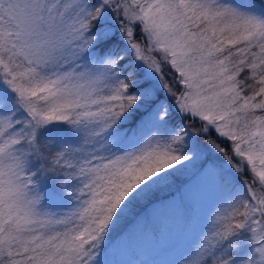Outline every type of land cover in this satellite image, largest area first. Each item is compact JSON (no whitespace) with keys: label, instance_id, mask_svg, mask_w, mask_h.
I'll use <instances>...</instances> for the list:
<instances>
[{"label":"snow or ice","instance_id":"6c2138e0","mask_svg":"<svg viewBox=\"0 0 264 264\" xmlns=\"http://www.w3.org/2000/svg\"><path fill=\"white\" fill-rule=\"evenodd\" d=\"M193 183L173 264H264V0H0V264H120Z\"/></svg>","mask_w":264,"mask_h":264},{"label":"rangeland","instance_id":"374dc122","mask_svg":"<svg viewBox=\"0 0 264 264\" xmlns=\"http://www.w3.org/2000/svg\"><path fill=\"white\" fill-rule=\"evenodd\" d=\"M225 195L193 183L192 190L187 195L196 210L191 224L185 225L181 222L174 211H165L157 217L154 224L156 229L162 230V239L156 240L150 234L138 231L133 235L137 243L131 242L130 239L121 245L117 253H120L119 256L125 255L131 250L129 247L131 243L132 247L137 248V252L133 254L134 258H140L143 262L148 261L144 264H173L178 256L195 250L202 237L214 228L217 215L227 211L228 206L222 199ZM58 210H65L63 204ZM128 255L131 259L129 252ZM119 256L116 258L124 261Z\"/></svg>","mask_w":264,"mask_h":264},{"label":"trees","instance_id":"16d2710c","mask_svg":"<svg viewBox=\"0 0 264 264\" xmlns=\"http://www.w3.org/2000/svg\"><path fill=\"white\" fill-rule=\"evenodd\" d=\"M62 204H63V206L65 207V210L64 211H66V210H68V209H70L71 207H73L74 206V204H69L68 202H62ZM134 237H132L131 238V242H133V243H137V241L135 240V238L133 239ZM133 240H135V241H133ZM129 246V245H128ZM129 247H131V250L130 251H127L126 252V254L125 255H122V256H119V252L118 253H116V256L118 255L119 257H121L124 261H122V260H118L117 258H116V256H115V259L117 260V261H119V262H122V263H125V264H144V263H148V261H145V262H143V261H141L142 259H140V258H134L135 256H133V254H135L136 252H137V248H135V247H132V244L130 243V246ZM128 252L130 253V255H131V259L129 258V255H128ZM126 259H128V260H126ZM142 262V263H141Z\"/></svg>","mask_w":264,"mask_h":264}]
</instances>
